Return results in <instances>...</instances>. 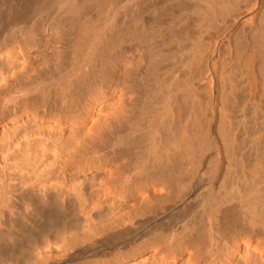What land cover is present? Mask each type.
<instances>
[{"label":"bare ground","instance_id":"1","mask_svg":"<svg viewBox=\"0 0 264 264\" xmlns=\"http://www.w3.org/2000/svg\"><path fill=\"white\" fill-rule=\"evenodd\" d=\"M0 264H264V0H0Z\"/></svg>","mask_w":264,"mask_h":264}]
</instances>
